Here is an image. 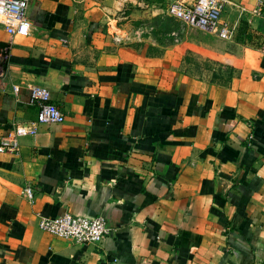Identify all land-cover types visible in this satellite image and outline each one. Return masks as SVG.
<instances>
[{
  "label": "crops",
  "instance_id": "0c3cea01",
  "mask_svg": "<svg viewBox=\"0 0 264 264\" xmlns=\"http://www.w3.org/2000/svg\"><path fill=\"white\" fill-rule=\"evenodd\" d=\"M117 3L34 0L28 36L0 25V145L36 121L32 88L65 117L0 153V264H264V0L225 7L246 43L227 86L163 81L156 58L106 50L88 16ZM64 213L111 233L83 246L38 229Z\"/></svg>",
  "mask_w": 264,
  "mask_h": 264
},
{
  "label": "rangeland",
  "instance_id": "374dc122",
  "mask_svg": "<svg viewBox=\"0 0 264 264\" xmlns=\"http://www.w3.org/2000/svg\"><path fill=\"white\" fill-rule=\"evenodd\" d=\"M117 1L114 13L92 11L88 16L99 22L106 50L124 47L156 58V74L163 81L185 78L227 86L238 74L236 52L246 43L237 36L223 41L174 20L166 13L174 0Z\"/></svg>",
  "mask_w": 264,
  "mask_h": 264
},
{
  "label": "built area",
  "instance_id": "2783aa9c",
  "mask_svg": "<svg viewBox=\"0 0 264 264\" xmlns=\"http://www.w3.org/2000/svg\"><path fill=\"white\" fill-rule=\"evenodd\" d=\"M34 0H0V25L10 38L26 37L30 33L28 8ZM229 0H194L191 4L182 1L171 2L166 13L181 24L210 33L223 41H231L235 37L236 26L222 20ZM242 12L244 8L237 6ZM17 92V88H14ZM30 104L38 108L35 122L29 125H17L0 145L1 152L17 151L12 140L18 137H34L38 134V125L62 124L64 114L52 103L50 92L41 87L30 91ZM28 201L34 200V190L30 185L21 192ZM37 226L41 232L55 238L68 241L74 245L97 246L111 233L108 221L103 216L86 217L64 213L56 217L37 215Z\"/></svg>",
  "mask_w": 264,
  "mask_h": 264
}]
</instances>
